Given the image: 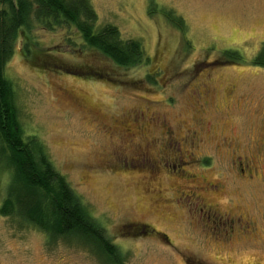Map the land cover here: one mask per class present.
<instances>
[{
	"label": "rangeland",
	"instance_id": "374dc122",
	"mask_svg": "<svg viewBox=\"0 0 264 264\" xmlns=\"http://www.w3.org/2000/svg\"><path fill=\"white\" fill-rule=\"evenodd\" d=\"M90 2L98 26H116L122 39L140 41L145 60L119 66L79 52L65 42L64 28L35 25L31 54L54 56L32 65L18 39L5 65L24 135L45 147L125 264H264V66L254 62L264 47V0ZM147 107L179 138L197 129L201 141L191 156L190 147L166 140L160 127L135 129L133 119ZM129 134L160 161H115L111 152L121 155L117 145ZM151 135L159 141L153 144ZM239 156L252 161L258 175H242L233 164ZM179 157L183 164L173 160ZM9 177L0 160V204ZM191 191L224 216H250L256 233L236 242L235 236L215 238L206 221L216 225L220 215L200 211L208 205L188 201ZM144 227L146 234L132 233ZM0 264L112 263L92 246L50 242L39 228L0 213Z\"/></svg>",
	"mask_w": 264,
	"mask_h": 264
},
{
	"label": "trees",
	"instance_id": "16d2710c",
	"mask_svg": "<svg viewBox=\"0 0 264 264\" xmlns=\"http://www.w3.org/2000/svg\"><path fill=\"white\" fill-rule=\"evenodd\" d=\"M0 4V160L10 173L0 213L19 226L29 223L39 228L50 242L62 238L77 241L102 251L109 263L125 264L105 227L88 212L45 147L36 137L24 135L5 65L18 39H22L21 51L32 65L39 60L47 64L54 56L48 53L42 59L38 53L31 54L30 48L37 43L30 32L37 24L44 30L66 29L69 36L65 42L79 46V52L90 50L119 66L143 62L144 46L137 40L122 39L116 26L99 27L90 0H0ZM178 19L181 25L183 19ZM254 62L264 66V47ZM142 230L148 231L145 227Z\"/></svg>",
	"mask_w": 264,
	"mask_h": 264
},
{
	"label": "flooded vegetation",
	"instance_id": "af4514ba",
	"mask_svg": "<svg viewBox=\"0 0 264 264\" xmlns=\"http://www.w3.org/2000/svg\"><path fill=\"white\" fill-rule=\"evenodd\" d=\"M261 50L258 52V54L261 53ZM204 94H206L207 96L210 95V91L208 89H204ZM232 92V91H231ZM229 94V93H228ZM199 97H201V93L199 92ZM149 109H151V107H147L144 110H138L139 111V115H137L135 117V119H133V123H134V127L139 128L140 132L142 133L143 130L145 129V127H160L163 129V131H160V135H164L166 136L165 139H174V141L176 142L178 147H190V152L188 153V156L190 154H193L191 149H196L198 147V143L201 141L200 137H199V133H197V129L196 128H188L183 134H185L183 137L179 138L178 134H176L175 131H173L171 128H169L167 126V121L166 119H162L161 120V114L154 112V111H150ZM147 119V120H145ZM137 121H140L141 124H138ZM197 124H200L197 120H196ZM124 123H129V122H122L121 124ZM126 132L128 133L129 131H132L130 128H125ZM131 136L130 140H127L123 143V145H117V152L120 153L121 155L118 156V154L116 153V151L111 152L113 154V159L115 161L119 160H124L123 163L124 164H129L130 161H136L137 159L140 158H147L149 160H157L160 161L158 158H156V156H154L153 154H151L148 145L144 148L141 146V144H137L135 142L136 139V135H132L129 134ZM134 137V138H133ZM144 141L145 139L148 140L149 138L152 139V143L154 144L157 140L159 141L160 138H156L153 137L152 135L149 138H145L144 136H142ZM225 142L227 141L224 140ZM149 144V142H147ZM158 143V142H157ZM167 144V143H166ZM232 142L229 144V142L226 143V148H230L232 146ZM150 145V144H149ZM131 148V152L133 151V149H137L133 151V153L130 155L128 152ZM242 148H244V146L242 145ZM263 153H264V148H263ZM191 156V155H190ZM192 158V157H189ZM173 160H177L179 161L181 164L184 163L183 161V157H179V158H174ZM193 161V160H192ZM160 163V162H159ZM234 166L238 168V170L240 171V173L242 175H245L246 172H248V178H254V176L260 172L256 169V167L253 165V162L250 161L247 157L244 156H239L237 162L234 161L233 162ZM177 166H179V164H176ZM185 165V164H184ZM147 168V167H146ZM148 169V168H147ZM211 187L209 190L210 191H220V187H218L219 189H216V187L213 186H209ZM186 197H188V201L190 202H194L196 206H198L199 204H206L208 205V208H204V206H201L200 211H204L208 214H219L221 221L219 223H217L216 225H214L210 219H208L206 222V228L211 229L212 231L211 234L219 239V238H223L224 241L228 242L227 239H232V242H236V241H241V238H249L252 237L254 235V233H256V224L255 221L248 215H242L239 214L238 212H227L226 216H224L223 214H221L217 209L216 206L214 207L212 204H210L211 202L207 199V198H203L202 196H200L199 194L191 191L189 192V195L187 194ZM225 222H222V221ZM133 234H146L147 231H143L142 229H139L135 232H132ZM131 233V234H132ZM238 236H242L240 238H237ZM190 264V263H189ZM260 264V263H259Z\"/></svg>",
	"mask_w": 264,
	"mask_h": 264
}]
</instances>
